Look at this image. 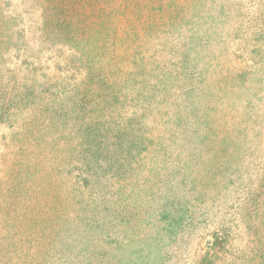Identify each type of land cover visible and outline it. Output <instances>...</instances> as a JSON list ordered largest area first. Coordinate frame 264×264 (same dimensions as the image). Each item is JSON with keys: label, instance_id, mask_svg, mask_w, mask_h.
Here are the masks:
<instances>
[{"label": "rangeland", "instance_id": "1", "mask_svg": "<svg viewBox=\"0 0 264 264\" xmlns=\"http://www.w3.org/2000/svg\"><path fill=\"white\" fill-rule=\"evenodd\" d=\"M0 264H264V0H0Z\"/></svg>", "mask_w": 264, "mask_h": 264}]
</instances>
